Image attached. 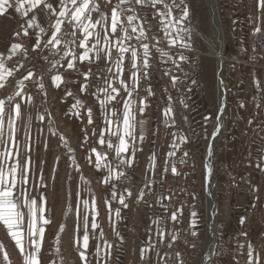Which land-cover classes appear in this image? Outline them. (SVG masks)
I'll return each mask as SVG.
<instances>
[{
    "label": "crops",
    "instance_id": "0c3cea01",
    "mask_svg": "<svg viewBox=\"0 0 264 264\" xmlns=\"http://www.w3.org/2000/svg\"><path fill=\"white\" fill-rule=\"evenodd\" d=\"M165 3L171 4L170 0H164ZM218 6V12L221 18V30L222 38L224 42V48L230 51V54L237 59L240 53L243 54L241 60L245 62L231 63L230 69H227V78L230 83L227 82V91H225V110H226V122L223 121L225 130L221 140L219 149V165L220 174L217 179L218 193L222 191L224 184L228 181V178L235 179L240 185V191L234 196L233 204L234 211L232 214V221L225 231L230 235L233 241H236L243 224L239 223L241 216H244L249 210H254L257 207L262 208L264 211V198L260 197L261 184L259 177L263 171L256 167L260 164L264 168V159L257 155V153L264 150V131L259 130V124H264V59L259 57L258 51V36L252 35V30L255 25H261L264 23V18L258 19V12L256 8V0H216ZM96 3L100 6L101 11L108 18L109 32H110V17L111 8L116 7L120 0H96ZM163 7V3H161ZM123 8H131V11L125 12L121 16V22L123 17L133 15L135 19L128 23L125 27L122 24L118 27L117 33L111 35L109 38L115 43L117 36H124L125 30L132 35L134 46L142 53L140 47V41L136 40V37L140 35V31L135 24L138 20L139 26L143 29L140 22V12L145 11L150 5L141 6L135 4L134 0L131 4L125 3L120 5ZM210 7V6H209ZM210 17V35L212 39L206 38L200 31L197 30L196 34L189 22H186V26L191 30L192 46L190 48H182L179 45L172 46L169 44L168 37L165 35L164 24L160 32V39L164 46L184 49L186 51L180 52L176 50H167L164 48L156 47L151 44L147 39L143 43H148L151 57L149 59L150 68L145 71L150 72L148 77H144L142 74L137 73L136 89L133 92V99L136 100V119L138 121L136 126L137 147L140 149L137 151L134 158V163L131 168L125 169L126 178L119 180H113L115 183L117 196L121 193L125 196V203L128 207L124 208L119 203V199H111V185L103 182V177L107 175L106 169H96L94 163H88V157L91 155L93 161L95 160V153L91 152V148L95 147L97 152L108 153V159L113 160L115 156L114 150L107 148V143L101 146L99 144V132H105V139L107 140V131L105 127L104 116L100 111V102L103 99L101 95H93L96 92L97 84H103L101 72L107 76H111V73L107 72V67L110 66V61L95 60L93 63L84 61H76V64L80 68V71H74L67 69L64 59L61 57L59 63H56L50 76V85L52 95L56 98L58 107L60 109V117L53 121L49 110L43 106L39 107L33 103L28 102V98L24 97L23 104V119L17 120V128L19 129L18 138L21 140V148L23 149L24 142H27L29 146H32L30 155L32 156L36 173L32 174L30 179L29 191L35 192L40 190V175L47 176L52 174L53 163L56 161V155L62 156L63 160L68 159V147L73 148L74 142L82 149L80 156L85 160L86 169L81 171L82 175H91L97 179V184L100 189H104L105 196L112 201L111 209L108 208V213L111 219H118L120 224H126L127 220H130L135 214L138 217V212L144 209H149V217L155 216V213L162 217V228L164 233L175 232V225L179 224V221H173L170 216V223L166 224L165 214L180 210L178 214L184 215L183 207L172 196V191L166 187L165 183L169 179H176L182 176L179 169L181 157L183 155L182 143L190 142L193 147L199 148L200 136L197 135L196 141H193L191 137H195L199 133L200 128L206 129L210 126V120L213 115V101L215 92L210 89V76L209 74L215 72V82L217 81L218 73L214 67L211 59V54H207L202 50L205 46L218 47V44L214 38V16L212 10L209 8ZM179 14V10L173 12V16ZM93 18L98 19L99 13H93ZM138 18V19H137ZM27 17H23L20 14L15 13L13 10H9V14L0 16V55L4 57L5 66L10 68L9 60L15 55H21L22 52H18L15 55H11L6 51V48H10L12 42L13 28L16 24H20ZM47 20V17L45 18ZM39 22V20H37ZM135 22V23H134ZM46 30L48 24L41 25ZM135 27L137 31L132 33V28ZM30 33L35 32L37 35H41V43L46 37L39 33V29H30ZM144 31V29H143ZM95 32L100 33L103 37V31L101 27L97 25ZM145 33V31H144ZM81 34L77 32L74 37L71 47L79 53L83 52V49L79 48ZM131 40V41H132ZM94 42V39L93 41ZM126 41L125 43H128ZM31 44L35 48V36H31ZM213 44V45H212ZM51 48V46H49ZM112 56L117 55L118 50L112 48ZM162 53H167L164 55ZM184 55L187 59L181 60L180 56ZM63 56V54H62ZM130 57L129 59L127 57ZM205 56V57H204ZM171 57V59L169 58ZM252 58L254 62H246V59ZM175 61V63L173 62ZM185 61L193 64L191 71L185 73L182 77L174 75L173 71L175 66ZM137 65H141L140 59L136 61ZM132 60L130 52L124 56V72L120 79L131 84V73L134 71L131 68ZM63 65V67H61ZM99 65V68H97ZM92 69L96 73L95 78L89 76L88 81L84 80L83 73ZM60 74L63 78V83L57 88L51 80V77ZM27 76V75H26ZM226 76V75H225ZM25 77V76H24ZM23 77L22 82H25ZM172 77H177V83L174 86V90L170 91L167 88L168 83H172ZM144 79L146 81L144 89L139 88L140 81ZM195 80L196 83H192ZM224 80V75H223ZM255 81H259V88ZM5 82V81H4ZM89 83L90 87L84 91H81L80 85ZM225 84V81H224ZM115 87H120L119 80L114 84ZM217 87V86H216ZM149 88L152 90V95H149ZM71 92L69 96L66 93ZM127 98V94L121 88L120 96L117 99L111 101L108 105L109 108L116 107L117 111L121 112L123 108V100ZM147 98L145 103L147 107L143 114L138 111L139 101L142 98ZM171 97V100H169ZM217 97V109L219 106L218 92ZM79 100L82 107L79 109V116L74 114L72 105ZM244 107L241 108L240 105ZM171 105L172 113L169 117L164 115L165 109ZM8 106H6L7 108ZM92 109V123H88V109ZM224 110V112H225ZM218 114V110H217ZM216 114V116H217ZM39 115L45 116L44 121L39 120ZM207 117L208 119H205ZM256 117L253 124L249 125V119ZM175 121V123H173ZM197 128L196 134L193 129ZM96 130L97 135H93V130ZM55 133V135H53ZM193 134V135H192ZM87 135L88 139L84 137ZM63 136L67 141V147L61 142L60 137ZM143 140H140V137ZM180 137H185V141H181ZM114 139V138H113ZM197 142V146L195 145ZM45 143L48 147H45ZM56 145H59L58 148ZM175 145V147L173 146ZM195 145V146H194ZM196 150V152H197ZM0 151L3 148L0 147ZM170 152H175V156H169ZM77 154V153H76ZM73 152L72 156H76ZM127 155H131L128 153ZM150 157L152 158L150 160ZM55 158V159H54ZM76 158V157H75ZM165 160L168 164H165ZM43 161V163H41ZM161 161H164L161 164ZM11 163V161L9 162ZM154 165V166H153ZM171 165H175L177 168V174L171 172ZM72 166V164H70ZM167 169V171L165 170ZM71 171V167H68ZM67 168L64 169L65 186L68 189L71 187L70 180L66 179L69 175ZM160 173L159 179L156 178L157 173ZM136 181L131 183L130 180ZM84 185H86L84 183ZM254 186L257 191L253 192L249 190V186ZM129 189L132 195L129 197L124 191ZM201 190V184L196 178L192 187V204L194 201V195H198ZM143 192V198L138 199L140 193ZM194 194V195H193ZM160 196H166L169 199L157 202ZM69 199V193L67 194ZM148 200V202L146 201ZM161 203L167 205V211L161 207ZM148 206V207H145ZM120 209V216L117 218L115 210ZM65 213V212H64ZM108 213H106L108 216ZM156 217V216H155ZM196 217H192L191 221ZM148 221H151L150 218ZM133 223V222H132ZM152 223V221H151ZM152 232L154 233V226L156 224H150ZM166 225L170 227L167 229ZM132 227V226H131ZM178 236V235H176ZM157 239L163 240L162 237ZM154 239V237H153ZM250 243L253 248L259 252L261 264H264V220L259 222L253 221L252 230L250 233ZM249 250V249H248ZM152 251V249H149ZM174 256V255H173ZM229 255L224 260V264H228Z\"/></svg>",
    "mask_w": 264,
    "mask_h": 264
},
{
    "label": "snow or ice",
    "instance_id": "6c2138e0",
    "mask_svg": "<svg viewBox=\"0 0 264 264\" xmlns=\"http://www.w3.org/2000/svg\"><path fill=\"white\" fill-rule=\"evenodd\" d=\"M133 0H120V3L111 8L110 17V32L108 18L101 11L100 6L96 3V0H0V16H7L9 10H13L15 13L20 14L23 17H27L26 20L20 23V27L16 30L13 35L20 38H29L31 46V36H35V48L39 49L41 47L49 48L56 51H63L62 58L64 59L67 69H71L79 72L80 68L76 64V61L83 63L88 61L89 63L95 62V60H105L110 61V66L107 67V72L111 73V76H107L101 72V77L103 79V84H97L96 92L93 95H101L103 99L100 102V111L104 116L105 127L107 131V140L105 139V132L102 130L99 132V144L101 146L107 143V148L109 150H114L115 156L113 160L108 159V153L97 152L96 148H91V152L95 153V160L89 155L88 163H94L96 169H106L107 175L103 177V182L105 184L111 185V199H119V203L127 208L128 205L125 203V196L121 193L117 196V190L113 180H119L121 178H126L125 169L131 168L134 163V158L137 151L140 149L137 147V136H136V100H134L133 92L136 89L137 73L142 74L145 78L150 75V72L145 71L150 68L149 59L151 57V52L148 43H143V40L148 39V36L144 33L143 29L140 30V35L136 37V40L140 41V47L142 48V53L132 44L125 43L126 41H131L133 39L132 35L127 33L125 30V35L120 37L117 36L115 43L109 37L117 33L118 27L121 25V16L125 12L131 11V8H123L120 5L125 3L131 4ZM135 4L141 6L151 5V7L156 8L157 5L163 3L164 11H159L161 16V22L164 24L165 35L168 37L169 44L172 46L179 45L182 48H190L191 43V30L186 26V22L191 19V8L187 0H171V4L165 3L164 0H134ZM256 8L258 12V19L264 18V0H256ZM179 10V14L173 16L175 10ZM93 13H99V18H93ZM47 17V20L45 18ZM135 19L133 15H128L127 20L129 24ZM39 20V22H37ZM47 23L48 29L46 30L41 25ZM99 25L103 31V37L100 33L95 32V29ZM72 29L71 36L75 37L77 32H80L81 38L79 42V48L83 49L82 53L74 50L70 46V42L64 40V36L68 35L67 32L62 31V28ZM39 29V33L46 37L41 43V35H37L35 32L30 33V29ZM132 33H135L137 29L132 28ZM264 32V23L261 25H255L252 30V35H259ZM94 39V42H92ZM64 45V49L59 46ZM112 48L118 50L115 57L112 56ZM25 45L22 42L10 43V48H6V51L11 55H15L18 52L26 51ZM131 55V68L134 70L131 73V81L129 84L125 80L120 79L124 72V56L126 53ZM167 55V53H162ZM171 59V57H169ZM140 59L141 65L138 66L136 61ZM181 60L187 59L184 55L180 56ZM175 63V61H173ZM59 63V61H57ZM55 67V65H53ZM63 67V65H61ZM99 68V65H97ZM13 74V70L5 66L4 57L0 55V88L4 87V81L7 77ZM33 73L28 72L27 76L24 77L25 80L31 78ZM84 80L88 81L89 76L95 78L96 73L89 69L83 73ZM52 83L59 88L64 82L60 74H56L51 77ZM119 80L120 87H115V82ZM178 78L172 77L173 85L177 83ZM192 83H196L195 80ZM222 83V81H221ZM257 87L259 88V81H255ZM21 91L15 92L14 96H9L7 98L8 107L6 108V101L0 99V147L3 151H0V222H2L8 229V232L12 239L15 241V245L19 248L21 255L23 256L24 264H41L40 253L41 248L45 239V225L51 223V219L45 216L47 199L45 196L41 195L39 197H34L29 191L30 179L32 174L36 173V167L32 156L30 155L32 151V146H29L27 142H24L23 149L21 148V140L18 138L19 129L17 128V120L23 119V82L20 81ZM45 87L43 81L40 82V88ZM90 87L89 83L80 85L81 91H84ZM121 88L127 94V98L121 97L123 100L122 114L117 111L116 107L109 108L108 105L111 101L117 99L120 96ZM149 95H152V90L149 88ZM67 95L71 96V92H67ZM15 97H20V101H15ZM146 97L140 99L138 111L143 114L147 104L145 103ZM171 100V97H169ZM28 102L33 103V98L28 97ZM74 114L79 116V109L82 107L81 102L77 100L75 104L72 105ZM241 108L244 107L243 104L240 105ZM224 112L223 101L221 102V107L219 113L216 117L215 129L216 131L213 135H217L220 128H222V113ZM172 113V107L169 105L165 109L164 115L169 117ZM39 120L44 121L45 116L39 115L37 117ZM205 119H208L205 117ZM256 117L249 119L248 124H253ZM88 123H92V109H88ZM175 123V121H173ZM259 130L264 131V124H259ZM55 135V133H53ZM93 135H97L96 130H93ZM114 138V139H113ZM85 140L88 139L87 135L84 137ZM181 141H185V137H180ZM61 142L67 147V141L64 137H60ZM143 140V137H140ZM175 147V145H173ZM45 147L48 144L45 143ZM72 149L68 147L69 160L72 165H75L79 169L76 158L71 155ZM131 153V155H127ZM213 145H209V150L207 155L211 160L213 156ZM169 156H175V152H170ZM189 153L185 152L184 156H188ZM262 159H264V150L257 153ZM60 157L56 158L58 162ZM152 158L150 157V160ZM11 161V163H9ZM184 163L183 160L180 161ZM43 163V161H41ZM165 164L168 161L165 160ZM154 166V165H153ZM256 167L261 171L264 168L260 164ZM167 171V169H165ZM205 181L208 187H211V181L214 176L213 166L211 164L205 165ZM57 172L56 163L53 164V173ZM171 172L175 175L177 174V168L175 165H171ZM55 179V175L53 176ZM40 181L42 187H46V178L40 175ZM81 181H84L83 176H81ZM250 191H257L254 186H249ZM130 197L132 195L131 190H124ZM144 193L141 192L138 199L143 198ZM169 199L166 196H160L157 202ZM83 209L77 206L76 213L80 219V224L78 228L82 229V232L76 237H72V243L75 247V251L78 253L79 259L88 264V249H89V215L87 209L89 207V201L87 199L82 201ZM161 207L167 211V205L161 203ZM109 209L111 205L109 204ZM26 210V211H25ZM92 210L96 212V199L92 198ZM177 211L172 212L171 219L176 221ZM115 215L118 218L120 216V209L115 210ZM192 217H196V213H191ZM27 216V228H25V217ZM153 224L157 225V234L160 237L164 235V229L159 226L160 221L153 220ZM240 224L245 223L244 216L239 219ZM196 226V221L193 219L192 227ZM99 224L95 219V215L91 220L92 237L97 238L95 230L99 228ZM63 234V226H61L60 232L57 235V243H59V237ZM197 233L192 232L195 236ZM247 236V233H243ZM104 233L101 230L98 239H103ZM176 237L173 236L172 240ZM105 246L109 251L106 253L107 256L111 255L112 244H109L105 240ZM171 247V244H169ZM243 247V245H241ZM149 248L154 249V245H149L148 248L141 250V258H144V254L148 252ZM0 249H3V245L0 244ZM30 249V250H29ZM248 260L246 264H261L259 252L253 248L251 243L248 244ZM103 249L100 244L97 243L95 247V256L97 257L98 264L101 260H104V264H107L104 257L101 256ZM179 252L176 256H180ZM8 254L5 252L3 254V260L8 261ZM180 264H183L181 261Z\"/></svg>",
    "mask_w": 264,
    "mask_h": 264
},
{
    "label": "rangeland",
    "instance_id": "374dc122",
    "mask_svg": "<svg viewBox=\"0 0 264 264\" xmlns=\"http://www.w3.org/2000/svg\"><path fill=\"white\" fill-rule=\"evenodd\" d=\"M171 1V0H170ZM191 8V19L188 21L189 25L196 31L199 30L200 34L206 38H211L210 35V17L208 9L209 4L207 0H187ZM138 19V18H137ZM135 23V22H134ZM139 31L141 30L139 22L135 23ZM191 35L193 33L191 32ZM144 41V40H143ZM213 45V44H212ZM207 54H211V57H208L213 62V57L217 54L218 47L215 48L210 46H205V49L202 50ZM205 57V56H204ZM225 63L227 64L228 69H230L231 63L234 64L232 59L235 56L230 54V51L224 49ZM187 61H185L186 63ZM214 64V62H213ZM217 69V66L214 65ZM226 69L227 71H229ZM218 70V69H217ZM224 72V81H225V90L227 91V82L230 83L227 78V71ZM226 75V76H225ZM210 76V89L215 92V97L213 101V115L211 117L210 126L206 129H199V133L196 134L197 128L193 129L195 131V137H191L193 141H196L197 135L200 136V145L196 154L193 164L195 163V179L199 180L201 184V192L198 195H194V201L192 204L191 213L195 212L196 226L192 227V221L190 220L191 236L185 248H183L181 255L175 256L177 259V264H180L182 261L183 264H204L206 256V240L208 234V223L205 212V174H204V153L205 148L207 147L209 137L213 131L216 114H217V97L216 91H218V82H215V72L213 70ZM217 86V87H216ZM174 90V89H173ZM172 90V91H173ZM148 104V101H147ZM224 123L226 122V110L224 112ZM225 126L222 128L218 141L213 150L212 156V166L214 172V179L212 185H216V190L214 192V197L216 200L219 198V193L217 190V179L220 174V165H219V149L221 145V140ZM193 135V134H192ZM198 138V137H197ZM197 146V142H195ZM194 145V146H195ZM59 145H56L58 148ZM198 147V146H197ZM72 152L76 154V161L79 165V169L75 165L70 166L71 162L68 159L63 160L62 156L59 161H55L57 172L50 173V175L44 176L46 178V187L40 185V190L31 192V195L34 197H39L41 195L45 196L47 199L46 203V212L45 216L51 219L49 225H45V239L41 248L40 259L41 264H84L83 261L79 259L78 253L75 251V247L72 243V237L78 238L82 229L78 228L80 224V219L77 216L76 209L79 206L83 209L82 201L87 199L89 201V207L87 209L89 215V249H88V264H98L97 257L95 256V247L97 243L100 244L103 249L101 256L104 257L107 264H173L172 260L174 258L173 254L170 252L172 247L177 243L178 236L180 231L183 228L184 215L178 214L177 221L179 224L175 225V232H169L167 230L163 235V240L157 239V225L154 226V233L152 232V227L150 224L153 220H159V226L162 227L163 216L160 217L155 213V216L149 217V209H144L143 211L138 212V217L135 214L130 220H127L126 224H120L118 219H111L110 214L108 213L109 204H112L104 194V189H100L97 184V179L93 178L91 175H82L81 171L86 169L85 160L80 156L82 147L74 142ZM55 159V158H54ZM54 164V163H53ZM68 167H71V171L68 170ZM68 170L69 175L66 179L70 180L71 187L68 189L65 186V176L64 169ZM53 172V170H52ZM55 175V179L53 176ZM81 176H83L84 182L81 181ZM131 183H135L136 181ZM69 193V199H67V194ZM96 199V212L92 210V198ZM148 202V200H146ZM207 201V200H206ZM148 207V206H145ZM208 208V202H207ZM26 211V210H25ZM65 212V213H64ZM108 213V216H106ZM95 215V219L99 224V228L95 230L97 238L92 237L91 229V220ZM170 212L165 214L166 224L170 223ZM217 216V214H216ZM150 218L151 221H148ZM133 222V223H132ZM217 222V221H216ZM25 228H27V216L25 217ZM61 226H63V234L59 237V243H57V235L60 232ZM132 226V227H131ZM167 229L170 227L166 225ZM101 230L104 233L103 239H98ZM192 232H196L195 236L192 235ZM178 235V236H176ZM175 236L176 239L172 240V237ZM154 237V239H153ZM158 237H160L158 235ZM105 240L113 245V248L110 250L111 255L107 256L106 253L109 249L105 246ZM0 244L3 245V249H0V261L3 260V254L6 252L8 254V261H4L3 264H24L23 256L20 253L19 248L15 245V241L10 236L7 227L0 222ZM171 244V247H169ZM149 245H154V249L144 254V258H141V250L148 248ZM151 249V248H149ZM30 250V249H29ZM216 255L214 254L215 259ZM100 264H104V260L100 261Z\"/></svg>",
    "mask_w": 264,
    "mask_h": 264
},
{
    "label": "built area",
    "instance_id": "2783aa9c",
    "mask_svg": "<svg viewBox=\"0 0 264 264\" xmlns=\"http://www.w3.org/2000/svg\"><path fill=\"white\" fill-rule=\"evenodd\" d=\"M159 11H163L162 5H157L156 8L151 7V5L143 12H140L139 18L141 25L145 31L146 36H148V41L155 45L156 47L164 48L167 50H176L184 52L186 50L174 47H166L162 44L160 39V32L163 27L161 22V16ZM128 20L126 17L122 19V26L128 25ZM20 24H16L13 28V33L18 30ZM62 31L68 33L63 38L70 42V46L73 43L74 37L71 36L72 29L62 28ZM12 42H22L25 45L26 51H22L21 55H15L9 60V66L13 70V74L6 78L4 82V87L0 88V99L6 101V106H8L7 98L9 96H14L15 92L21 91V85L23 77L28 74L29 71L33 73V76L27 81L23 82V92L24 97L31 96L35 104L39 107L45 106L49 112L53 121H56L60 117V109L56 98L52 95L50 76L53 70V65H56L57 61L62 57L63 51H56L52 48L41 47L39 49L34 48L30 44L29 38L15 37L12 34ZM128 43L134 45V41H129ZM258 51L259 57L264 59V32L258 35ZM64 49V45L59 46ZM243 54L240 53L236 62H245L241 58ZM130 58L129 56L127 57ZM246 62H254L252 58L246 59ZM264 64V63H263ZM193 64L190 62L181 63L175 66L174 75L177 77H182L188 71H191ZM43 81L45 87L40 88V82ZM146 81L142 79L139 84L140 89H144ZM167 88L172 91L174 86L172 83L167 84ZM15 101H20V97H15ZM183 149V155L181 160L184 163L179 164V169L182 176L176 179H169L166 181L165 185L173 193V198L182 205L184 211V221L183 228L177 239V243L172 247L171 253L174 255L172 260L173 264H177V259L175 258L176 253H182L183 248L187 245L189 238L191 236L190 220H191V209H192V187L195 180V159L196 150L190 142H184L181 145ZM189 153L188 156H184V153ZM164 161H161L163 164ZM160 173H157V177L154 178L155 181L159 179ZM261 184L260 197L264 198V171L259 177ZM134 182V181H132ZM240 191V185L235 179L228 178V181L224 184L222 191L219 193V198L217 201V222L215 226V239L212 249L211 263L210 264H224V260L229 255L228 264H246L248 260V244L250 243V233L252 230L253 221L257 220L262 222L264 220V211L262 208L257 207L254 210H249L245 215V223L243 224L239 236L236 241H233L230 235L225 231L226 227L230 225L232 221V214L234 211L233 198ZM205 212L207 217V202L205 200ZM207 220V219H206ZM243 233H247L245 236ZM243 245V247H241ZM214 254L216 255L215 259Z\"/></svg>",
    "mask_w": 264,
    "mask_h": 264
},
{
    "label": "bare ground",
    "instance_id": "6f19581e",
    "mask_svg": "<svg viewBox=\"0 0 264 264\" xmlns=\"http://www.w3.org/2000/svg\"><path fill=\"white\" fill-rule=\"evenodd\" d=\"M214 38L218 44V51L217 54L213 57V62L214 65L217 66V73H218V98H219V106H218V112L221 107V102L223 101V105H225V84L223 80V75L225 70L227 69V64L225 63V57H224V42L222 38V30L220 28V24L216 19V16L214 15ZM222 81V83H221ZM225 110V106H224ZM224 112L222 113V126H223V118H224ZM216 124V120H215ZM215 124L213 131L211 132V135L209 137V141L211 142L210 144H207V147L205 148V153H204V174H206L205 170V165L206 164H211L212 165V158L211 160L209 159L207 155V151L209 150V145H213V150L214 147L218 141V138L220 136L222 128H220L219 132L217 135H213V133L216 131L215 129ZM208 141V143H209ZM214 176L211 181V187L209 188L206 181H205V187H204V195L205 199L208 202V208H207V223L209 226L208 229V234H207V240H206V256H205V263L204 264H210L211 263V253L213 249V244H214V239H215V226H216V200H214V192L216 190V185H212L213 183Z\"/></svg>",
    "mask_w": 264,
    "mask_h": 264
},
{
    "label": "water",
    "instance_id": "95a60500",
    "mask_svg": "<svg viewBox=\"0 0 264 264\" xmlns=\"http://www.w3.org/2000/svg\"><path fill=\"white\" fill-rule=\"evenodd\" d=\"M207 2H208V4H209V6H210V9L212 10V12H213V16L215 15L216 16V19H217V21L219 22V24H220V28H221V18H220V15H219V12H218V6H217V2H216V0H207ZM217 82H218V76H217ZM218 114H220L219 112H218ZM217 114V115H218ZM217 117V116H216ZM211 142L209 141V143L208 144H210ZM214 200H216V198H214ZM216 214H217V201H216ZM216 220H217V218H216ZM212 254V253H211ZM212 256V255H211Z\"/></svg>",
    "mask_w": 264,
    "mask_h": 264
}]
</instances>
